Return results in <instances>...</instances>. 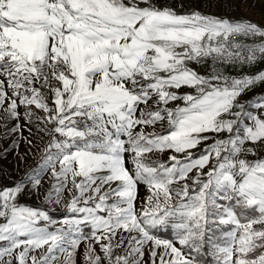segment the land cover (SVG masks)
Masks as SVG:
<instances>
[{
  "label": "snow or ice",
  "instance_id": "6c2138e0",
  "mask_svg": "<svg viewBox=\"0 0 264 264\" xmlns=\"http://www.w3.org/2000/svg\"><path fill=\"white\" fill-rule=\"evenodd\" d=\"M262 64L264 0H0V264H264Z\"/></svg>",
  "mask_w": 264,
  "mask_h": 264
},
{
  "label": "rangeland",
  "instance_id": "374dc122",
  "mask_svg": "<svg viewBox=\"0 0 264 264\" xmlns=\"http://www.w3.org/2000/svg\"><path fill=\"white\" fill-rule=\"evenodd\" d=\"M180 11H182L183 9H178ZM240 15H243L242 12H237V13H234L233 16L234 18H238ZM252 16H256L258 18L259 14L258 12L256 11H253L252 13ZM194 66V65H193ZM195 67V66H194ZM259 67H264V64L260 65ZM257 69L253 68V69H245V71H253L255 72ZM233 74H239V69H234L233 70ZM255 94L259 95V94H264V90H262L261 88H256L255 89ZM253 96V93H248L246 96L242 97V99H248L250 97ZM25 136L28 135L27 132L24 133ZM208 143H211V140L208 142ZM204 145H201L200 148H203ZM25 148H26V145L21 143L20 145V148H19V153H23L25 151ZM199 148L198 149H195L194 151L195 152H199ZM16 150H13L12 153L9 154L8 156V160L4 161L3 162V165L4 167L6 168V170H9V171H12V176H13V179H16L18 178L20 175L23 174V172H25L27 170L28 167H31V166H35L36 164V160L32 159V158H28V165L27 166H22L19 170H14L15 168V156H14V153H15ZM167 155V153L165 154V156ZM3 183H6V184H11V181L10 180H4ZM139 195L141 198H143L145 195H146V189L144 188L143 185L140 186L139 188ZM20 203L22 204H26V205H29V206H39L40 204V201L36 200L34 197H21L20 198ZM138 204H139V201H138ZM55 218L57 219H60L63 217L64 213L62 210L60 209H57L55 212L51 213ZM88 231V230H86ZM171 234H167V231H162V232H158L156 233L158 236H160L161 238H174L173 237V234L172 232L170 231ZM219 235L220 233L218 231H215L213 232V236L216 237V242L217 243H223L220 239H219ZM84 250V244H81L80 245V249H79V252L82 253ZM77 264H83V257L82 255H79L77 256Z\"/></svg>",
  "mask_w": 264,
  "mask_h": 264
},
{
  "label": "trees",
  "instance_id": "16d2710c",
  "mask_svg": "<svg viewBox=\"0 0 264 264\" xmlns=\"http://www.w3.org/2000/svg\"><path fill=\"white\" fill-rule=\"evenodd\" d=\"M167 234H171V233H170V230H169V231H167Z\"/></svg>",
  "mask_w": 264,
  "mask_h": 264
},
{
  "label": "built area",
  "instance_id": "2783aa9c",
  "mask_svg": "<svg viewBox=\"0 0 264 264\" xmlns=\"http://www.w3.org/2000/svg\"><path fill=\"white\" fill-rule=\"evenodd\" d=\"M235 39V38H234Z\"/></svg>",
  "mask_w": 264,
  "mask_h": 264
}]
</instances>
